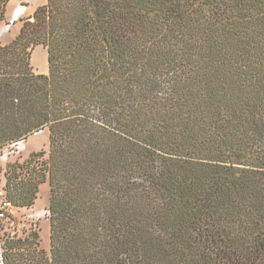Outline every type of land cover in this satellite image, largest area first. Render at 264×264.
Returning <instances> with one entry per match:
<instances>
[{
	"label": "trees",
	"instance_id": "16d2710c",
	"mask_svg": "<svg viewBox=\"0 0 264 264\" xmlns=\"http://www.w3.org/2000/svg\"><path fill=\"white\" fill-rule=\"evenodd\" d=\"M45 129L3 192L49 183L50 252L0 264H264V0H47L0 44V147Z\"/></svg>",
	"mask_w": 264,
	"mask_h": 264
},
{
	"label": "rangeland",
	"instance_id": "374dc122",
	"mask_svg": "<svg viewBox=\"0 0 264 264\" xmlns=\"http://www.w3.org/2000/svg\"><path fill=\"white\" fill-rule=\"evenodd\" d=\"M46 2L47 0H10L6 7L5 18L0 21V44H10L19 35L24 22L32 18L35 11ZM30 62L36 74L47 75L49 73L48 52L44 46H38L31 51ZM49 144V131L45 129L25 140L0 147V190L5 188L6 171L9 164L15 162L25 164L32 154L45 152V157L39 160L38 169L41 161L48 158ZM50 195V186L46 182L40 185L37 200L31 208H16L11 205L6 209L1 205L0 200V211H2L0 214V237L5 232L24 237L31 230H35L40 235L41 248L49 253L50 213L48 209Z\"/></svg>",
	"mask_w": 264,
	"mask_h": 264
},
{
	"label": "built area",
	"instance_id": "2783aa9c",
	"mask_svg": "<svg viewBox=\"0 0 264 264\" xmlns=\"http://www.w3.org/2000/svg\"><path fill=\"white\" fill-rule=\"evenodd\" d=\"M0 200H1V205L3 206V208L7 209V208L11 207V204L8 201L4 200L3 190H0Z\"/></svg>",
	"mask_w": 264,
	"mask_h": 264
},
{
	"label": "water",
	"instance_id": "95a60500",
	"mask_svg": "<svg viewBox=\"0 0 264 264\" xmlns=\"http://www.w3.org/2000/svg\"><path fill=\"white\" fill-rule=\"evenodd\" d=\"M0 214H2V211H0Z\"/></svg>",
	"mask_w": 264,
	"mask_h": 264
}]
</instances>
